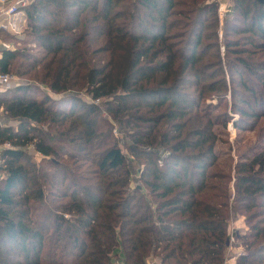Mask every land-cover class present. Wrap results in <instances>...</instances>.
I'll use <instances>...</instances> for the list:
<instances>
[{
  "label": "trees",
  "instance_id": "trees-1",
  "mask_svg": "<svg viewBox=\"0 0 264 264\" xmlns=\"http://www.w3.org/2000/svg\"><path fill=\"white\" fill-rule=\"evenodd\" d=\"M232 2L243 21L232 30L245 35L226 45L235 120L208 102L228 90L210 82L213 56L203 63L200 48L216 0H34L23 10L36 53L0 52V73L28 79L0 92V142L11 144L0 264H226L237 217L235 264H264V144L236 163L216 150L214 128L231 120L264 134V58H254L264 4Z\"/></svg>",
  "mask_w": 264,
  "mask_h": 264
},
{
  "label": "rangeland",
  "instance_id": "rangeland-1",
  "mask_svg": "<svg viewBox=\"0 0 264 264\" xmlns=\"http://www.w3.org/2000/svg\"><path fill=\"white\" fill-rule=\"evenodd\" d=\"M216 2L218 3V8L215 16L212 15V17L206 20V22H212L214 24L213 28L209 31L213 38H206V30H204V36L200 48L201 50L207 52V57L206 59H204L203 63L208 62L213 56V58L211 59V63H209L208 65L210 67L213 66L212 71H207L212 72L211 76L213 77V79H209L210 82L212 80L220 81L224 83L225 86H227L228 90L226 91L227 95H224V98L221 97L220 99H209L208 102L216 107L217 105H219V113L228 112L230 116H233V120H235V114L232 111L233 99L231 98V93L234 92L236 85L233 84L232 78H238V76L234 75V71H232L231 67L236 62V55L231 50H228L226 45L227 40L238 39L245 36L244 34L234 33L232 30L234 26L237 28H241L243 26V21L242 18L238 16V14L233 13L231 9L233 7L232 0H216ZM23 15H25L24 12ZM5 18L7 17L0 15V52L4 48H28L30 52L36 53V51H34L36 49L35 44L26 43L28 40L26 21L23 22L22 25L21 21H17V19L10 20V18L9 20H6ZM254 58L256 60L259 58H264V54L259 53ZM223 71L225 72V74H220V72ZM217 73H219V75H217ZM12 75L18 77L21 80V83H26V80L28 82V79H26L25 77L17 76L14 73ZM40 88L41 92H46L51 94L52 96H56L46 86L40 85ZM4 90L6 89H1L0 92ZM61 97L62 95L56 96V98ZM83 98L84 100L90 101L89 97L87 96H83ZM0 120L2 123L7 122L6 118L2 115H0ZM11 124L15 126L14 122H12ZM116 128L113 130L114 136L118 140L119 144L123 146L122 148H124L125 153H127L130 159H132L130 153L124 147V142L126 139L124 132L122 133ZM214 130L217 133L218 138L216 150H218L221 156L220 160L222 162L231 163L234 160V163H236V161L241 158L243 154H248V152L251 151L252 148H257L260 145L264 144V134L260 136V124L257 128L252 130H240L235 127L234 121L231 120L229 123H227L226 127L216 126ZM30 153L32 155V158L39 162L40 155L36 154V151L32 148L30 149ZM135 164H137V162H135L134 165ZM138 179L139 176L135 175V181L132 183L133 187L138 184ZM236 220V223L233 222L235 220H232L231 225H233L234 223L232 231H237V229H240V227L245 229L244 218L237 217ZM235 244L236 243L234 242V245ZM242 250V247H238V245H235L233 254H239L242 252Z\"/></svg>",
  "mask_w": 264,
  "mask_h": 264
},
{
  "label": "built area",
  "instance_id": "built-area-1",
  "mask_svg": "<svg viewBox=\"0 0 264 264\" xmlns=\"http://www.w3.org/2000/svg\"><path fill=\"white\" fill-rule=\"evenodd\" d=\"M34 0H0V15L1 16H6L7 18H15L19 14H22L24 9L28 7ZM21 80L13 76L12 74L9 73H0V88L1 89H9L15 85L21 84ZM11 144L10 143H5L2 144L0 142V165L2 162V151L6 148H10ZM36 154L40 155L39 153L36 152ZM0 179H1V174H0ZM233 231H231L230 238L227 241L228 244V255H227V261L226 264L232 259H235L237 254H233V249H234V236H233ZM116 264H127V263H122V262H116ZM151 264H158L155 260L151 262Z\"/></svg>",
  "mask_w": 264,
  "mask_h": 264
},
{
  "label": "crops",
  "instance_id": "crops-1",
  "mask_svg": "<svg viewBox=\"0 0 264 264\" xmlns=\"http://www.w3.org/2000/svg\"><path fill=\"white\" fill-rule=\"evenodd\" d=\"M1 7V6H0ZM25 14V13H24ZM6 20H9V18H5ZM12 19H17V21H21V23H22V25H23V22H25L26 21V16L25 15H23V13L22 14H19L17 17H15V18H12ZM12 19H10V20H12ZM0 90H1V88H0ZM237 222V220L235 219V221H234V223H236ZM234 223H233V225H234ZM233 225H231L230 226V231H232V228L234 227ZM240 229L241 230H243L244 228H242V227H240ZM236 263V259H232V260H230L229 262H228V264H235Z\"/></svg>",
  "mask_w": 264,
  "mask_h": 264
},
{
  "label": "water",
  "instance_id": "water-1",
  "mask_svg": "<svg viewBox=\"0 0 264 264\" xmlns=\"http://www.w3.org/2000/svg\"><path fill=\"white\" fill-rule=\"evenodd\" d=\"M258 1L264 4V0H258Z\"/></svg>",
  "mask_w": 264,
  "mask_h": 264
}]
</instances>
